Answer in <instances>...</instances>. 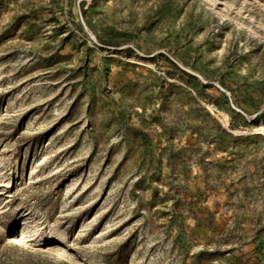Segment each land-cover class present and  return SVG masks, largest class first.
<instances>
[{
	"label": "rangeland",
	"instance_id": "374dc122",
	"mask_svg": "<svg viewBox=\"0 0 264 264\" xmlns=\"http://www.w3.org/2000/svg\"><path fill=\"white\" fill-rule=\"evenodd\" d=\"M0 264H264V0H0Z\"/></svg>",
	"mask_w": 264,
	"mask_h": 264
},
{
	"label": "bare ground",
	"instance_id": "6f19581e",
	"mask_svg": "<svg viewBox=\"0 0 264 264\" xmlns=\"http://www.w3.org/2000/svg\"><path fill=\"white\" fill-rule=\"evenodd\" d=\"M255 128V127H254ZM260 131V130H259Z\"/></svg>",
	"mask_w": 264,
	"mask_h": 264
}]
</instances>
